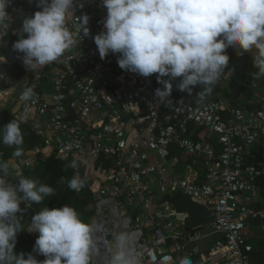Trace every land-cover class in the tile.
Here are the masks:
<instances>
[{
  "label": "built area",
  "instance_id": "1",
  "mask_svg": "<svg viewBox=\"0 0 264 264\" xmlns=\"http://www.w3.org/2000/svg\"><path fill=\"white\" fill-rule=\"evenodd\" d=\"M31 3L11 0L5 37L17 34L23 19L36 12L28 8ZM74 14L67 22L69 28L76 31L77 18L86 14L89 35L80 32L76 44L53 62L47 87L43 78L48 65L38 73L26 70L23 54L14 51L10 42L0 44V60H4L0 62V106L10 103L16 119L44 140L43 148L15 160L6 180L18 183L26 171L52 154L67 165L65 189L79 174L86 183L74 192L89 193L94 212L93 264L106 263L118 231L132 233L142 264H179L185 256L193 264H251L254 247L249 223L259 222L264 229V207L254 206L259 199L257 181L264 172L248 167L245 156L254 146L264 154V107L247 113L229 100L198 96L197 86L191 95L180 92L179 78L172 82L171 103L162 104L154 95L155 89L163 87L157 83L158 74L145 78L122 70L119 54L100 58L94 37L104 30L107 10L102 0H75ZM17 71L24 73L19 80L14 79ZM222 81L221 77L218 82ZM5 85L11 86L3 89ZM24 86L33 87V100H23L21 93L16 96ZM241 86L260 89L255 81H243ZM259 102L264 105V92ZM225 112L230 118H222ZM193 129L204 130L214 141L192 137ZM174 148L191 160L179 175L173 169L179 164L172 157ZM73 161L75 168L69 166ZM178 194L214 210L215 222L201 229L187 228L166 201L167 196ZM21 208L24 212L18 215L25 232L37 238L39 233L26 231L33 204L25 202Z\"/></svg>",
  "mask_w": 264,
  "mask_h": 264
},
{
  "label": "clouds",
  "instance_id": "2",
  "mask_svg": "<svg viewBox=\"0 0 264 264\" xmlns=\"http://www.w3.org/2000/svg\"><path fill=\"white\" fill-rule=\"evenodd\" d=\"M10 3L11 0H0V44L10 28ZM74 3L75 0H38L41 10L23 19L20 31L27 37L21 35L12 47L23 54L26 70L38 73L74 46L80 32L83 37L89 35L86 14L76 17V31L68 26L69 18L75 16ZM102 4L107 10L104 30L94 37L100 58L119 54L117 63L122 70L145 78L158 74L157 83L163 87L155 89L154 95L162 104L171 103L172 82L177 78L180 92L191 95L193 88L200 85L198 96L211 94L227 74L228 48L237 50L238 55L255 51L253 65L257 71L252 77H264V0H102ZM21 95L29 101L36 93L32 86H24ZM20 125L19 120L12 119L2 130V143L15 148V157L23 152ZM69 166L77 165L73 161ZM9 167L0 159V264H93L96 228L84 222L68 204L44 207L32 216L27 227L29 233H39L33 251L46 259L38 261L31 253L15 251L18 234L25 231L18 215L24 212L21 204H40L54 196L56 190L27 177L16 184L9 183ZM85 183L77 174L67 186L78 192ZM111 245L106 264H142V253L132 233H114ZM179 264L193 261L185 256Z\"/></svg>",
  "mask_w": 264,
  "mask_h": 264
},
{
  "label": "trees",
  "instance_id": "3",
  "mask_svg": "<svg viewBox=\"0 0 264 264\" xmlns=\"http://www.w3.org/2000/svg\"><path fill=\"white\" fill-rule=\"evenodd\" d=\"M38 0H34L28 8L33 11L40 10L37 7ZM21 28L22 24L18 25L17 34H10L4 38L5 42H10L14 44L19 38H21ZM53 63L48 65L45 70V77L43 78L44 86H48V76L54 70ZM24 75L23 72H16L14 75L15 80H19ZM11 85H5L2 88L8 89ZM40 93V91H39ZM16 111L13 109V106L8 103L5 106H0V159L7 161L13 157L14 147L5 146L2 143V130L3 126L10 122L12 119H16ZM21 129L24 135V140L22 144L23 153L27 151H34L36 149L43 148L44 140L39 138L28 125L21 124ZM182 153L177 149H172V156L180 158L181 162L186 164L190 163V159L182 156ZM67 165L61 159H59L55 154H52L45 162L38 165L32 170L26 171V177L33 179L38 184L43 183L49 186H52L56 190L54 196L45 198V200L40 204L33 203V209L31 210L32 216L41 211L44 207L51 208H60L65 204L73 206L80 214L81 218L86 223H91L92 217L94 215L91 196L89 193L85 192L81 195H77L71 189H65L64 178L67 175ZM10 174V172H9ZM63 178V179H62ZM31 221L29 222V224ZM35 237L28 235L25 231L18 234L15 251L19 254L21 252L28 254L31 253L38 261H43L46 259L43 255H39L33 251L35 244ZM26 258V257H25Z\"/></svg>",
  "mask_w": 264,
  "mask_h": 264
},
{
  "label": "crops",
  "instance_id": "4",
  "mask_svg": "<svg viewBox=\"0 0 264 264\" xmlns=\"http://www.w3.org/2000/svg\"><path fill=\"white\" fill-rule=\"evenodd\" d=\"M32 2L34 0H31ZM226 54L229 56L228 66L225 69V74L222 76L223 81L218 82L214 87L211 94H208L211 99L227 101L229 100L233 106L241 108L247 113L253 109L263 108L264 105L259 102V96L261 92H264V77L255 79L252 74L257 71L253 65V56L255 51L250 53H244L238 55L237 50L228 48ZM229 70H234L228 73ZM243 81H255L259 85V90L256 92L252 89H245L241 85ZM202 90L200 85H197V93ZM18 92H22L19 90ZM223 119L230 118L227 112L222 114ZM191 136H197L202 140L214 141L204 130H191ZM184 156L183 154H181ZM174 157V156H172ZM179 164L173 166L176 173L182 174L184 162L180 161ZM245 161L248 167L264 172V154L261 152L259 146L250 147L246 150ZM172 166V165H171ZM257 190L259 194L258 202L254 205L256 208L264 207V176L257 181ZM249 227L252 231L251 244L254 247V251L251 257V264H264V229L259 222H250ZM214 238L211 240L213 242ZM201 247L204 243H201Z\"/></svg>",
  "mask_w": 264,
  "mask_h": 264
},
{
  "label": "water",
  "instance_id": "5",
  "mask_svg": "<svg viewBox=\"0 0 264 264\" xmlns=\"http://www.w3.org/2000/svg\"><path fill=\"white\" fill-rule=\"evenodd\" d=\"M166 201L171 205L170 211L178 214L180 221L189 229H201L215 222L216 213L203 205H199L184 194H178L176 197H166ZM108 240L111 237L108 236Z\"/></svg>",
  "mask_w": 264,
  "mask_h": 264
},
{
  "label": "rangeland",
  "instance_id": "6",
  "mask_svg": "<svg viewBox=\"0 0 264 264\" xmlns=\"http://www.w3.org/2000/svg\"><path fill=\"white\" fill-rule=\"evenodd\" d=\"M33 77V74L31 73L30 74V78H32ZM21 92H18L17 94H16V96H18L19 94H20ZM20 108H21V106L18 104L17 105V111H19L20 110ZM28 152H30V151H27V152H25V153H23L21 156H23V155H25V154H27ZM21 156H19V157H21ZM18 157H15V156H13V157H11L9 160H8V163H9V165H10V167H9V172H10V174L9 175H11V173L13 172V166H14V162H15V160L17 159ZM8 175V176H9ZM7 178V177H6ZM169 219H172V217H168ZM205 229V228H204ZM203 229V230H204ZM207 230V229H206ZM38 236V235H37ZM213 239V238H212ZM215 239V238H214ZM199 246H200V244H199Z\"/></svg>",
  "mask_w": 264,
  "mask_h": 264
},
{
  "label": "bare ground",
  "instance_id": "7",
  "mask_svg": "<svg viewBox=\"0 0 264 264\" xmlns=\"http://www.w3.org/2000/svg\"><path fill=\"white\" fill-rule=\"evenodd\" d=\"M95 264H106L105 262H95Z\"/></svg>",
  "mask_w": 264,
  "mask_h": 264
}]
</instances>
